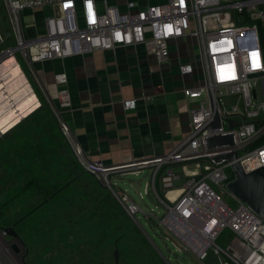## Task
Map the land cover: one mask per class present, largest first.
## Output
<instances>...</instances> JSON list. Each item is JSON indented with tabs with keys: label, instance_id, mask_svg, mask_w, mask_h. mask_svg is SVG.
Here are the masks:
<instances>
[{
	"label": "built area",
	"instance_id": "obj_1",
	"mask_svg": "<svg viewBox=\"0 0 264 264\" xmlns=\"http://www.w3.org/2000/svg\"><path fill=\"white\" fill-rule=\"evenodd\" d=\"M97 1L0 0L5 21L0 45L5 39L11 43L0 51V61L16 63L17 57L36 82L33 67L39 63L142 45L160 65L167 61L169 40L194 38L193 61L200 66L202 84L183 87L188 131L165 153L122 165L89 160L61 116L60 110L70 106L63 87L57 90V104L50 100L51 105L59 129L83 169L148 168L151 189L155 193L156 183L163 195H156L163 212L142 211L119 190L117 200L128 216L134 218L141 212L165 239L171 236L178 242L173 244L177 250L179 245L188 248L200 264H264V221L226 190L225 183L233 178L226 171L229 162L222 159L215 164L208 157L235 150L244 172L264 165V142L256 143L264 135V56L258 29L264 21V0H165L145 7L126 2L123 11L102 2L101 12ZM40 10L48 14L39 25L25 22V14ZM178 72L188 74L191 68L180 64ZM53 79L65 84L64 74H54ZM257 85L262 99L255 91ZM134 103V98L123 102L125 108ZM214 113L217 126H212ZM228 120L236 125L229 126ZM229 132L232 146L205 149L203 137ZM209 183L226 192L236 205L231 208ZM147 189L146 183L138 198ZM168 191L177 193L170 198ZM224 229L231 235L223 247L215 240Z\"/></svg>",
	"mask_w": 264,
	"mask_h": 264
},
{
	"label": "rangeland",
	"instance_id": "obj_2",
	"mask_svg": "<svg viewBox=\"0 0 264 264\" xmlns=\"http://www.w3.org/2000/svg\"><path fill=\"white\" fill-rule=\"evenodd\" d=\"M4 29L0 3L2 36ZM258 29L264 44V21ZM10 46L5 39L0 51ZM2 62L0 241L14 261L115 264L111 254L116 247V264H200L188 248L179 245L177 250L173 244L178 242L171 236L165 239L162 231L141 212L134 218L128 216L118 202L117 194L122 190L142 211L152 209L157 215L162 214L163 207L156 195H163L156 183L155 193L151 189L148 168L134 166L106 172L83 169L59 129L52 101L43 95L28 68L16 57L12 66L19 72L13 79V67ZM255 91L262 99L260 85ZM7 125L8 129L1 133ZM226 171L232 172L230 168ZM146 183L147 193L138 198ZM209 184L231 208L236 205L226 192ZM8 226L16 237L2 233L1 228ZM230 235L224 229L215 242L224 247ZM11 245L17 252H13Z\"/></svg>",
	"mask_w": 264,
	"mask_h": 264
},
{
	"label": "crops",
	"instance_id": "obj_3",
	"mask_svg": "<svg viewBox=\"0 0 264 264\" xmlns=\"http://www.w3.org/2000/svg\"><path fill=\"white\" fill-rule=\"evenodd\" d=\"M164 1L98 0L97 8L101 12L105 2L123 11L126 2L145 7ZM47 14L34 11L24 20L39 25ZM167 44V61L160 65L142 45L34 65L36 83L55 104L59 87L66 90L70 106L60 113L89 160L104 165L139 161L165 153L186 135L188 112L182 89L202 84L200 66L193 61L195 40L184 36ZM3 64L14 66L13 61ZM180 64H188L191 72L181 75ZM12 71L11 78H17L18 70ZM54 74H64L65 84H56ZM132 98L134 105L125 108L123 102Z\"/></svg>",
	"mask_w": 264,
	"mask_h": 264
},
{
	"label": "water",
	"instance_id": "obj_4",
	"mask_svg": "<svg viewBox=\"0 0 264 264\" xmlns=\"http://www.w3.org/2000/svg\"><path fill=\"white\" fill-rule=\"evenodd\" d=\"M14 63V62H13ZM18 70V68L16 67ZM29 89V88H28ZM212 126L218 125V118L214 113ZM229 126L236 125L235 121L228 120ZM9 125L1 129L4 132ZM205 149H211L219 146H232L234 144L232 132L203 137ZM235 150L208 156L215 164L225 159L229 162V168L232 171L233 178L225 183L226 190L246 204L257 216L264 221V165L257 167L249 172H244L235 158ZM3 234L10 237H16L13 229L8 227L1 228ZM13 252L17 248L11 245ZM111 257L114 263L117 262V248L112 251ZM0 264H17L12 258L7 248L0 241Z\"/></svg>",
	"mask_w": 264,
	"mask_h": 264
},
{
	"label": "trees",
	"instance_id": "obj_5",
	"mask_svg": "<svg viewBox=\"0 0 264 264\" xmlns=\"http://www.w3.org/2000/svg\"><path fill=\"white\" fill-rule=\"evenodd\" d=\"M264 12V9H263ZM261 37V46H262V52H263V56H264V44H263V37L262 34H260ZM264 142V135H261L260 137H258V139L256 140V143H262Z\"/></svg>",
	"mask_w": 264,
	"mask_h": 264
},
{
	"label": "bare ground",
	"instance_id": "obj_6",
	"mask_svg": "<svg viewBox=\"0 0 264 264\" xmlns=\"http://www.w3.org/2000/svg\"><path fill=\"white\" fill-rule=\"evenodd\" d=\"M2 61H3V60H2ZM2 61H0V62H2ZM7 61L10 62V61H12V59L5 60L4 62H7ZM4 62H2V63H4ZM14 72H15V71H14ZM18 72H19V71H18ZM16 88H17V87H16ZM6 91H7V90H6ZM25 95H26V94H25ZM25 100H26V99H25ZM12 110H13V109H12ZM30 111H31V110H30ZM14 112H15V111H14ZM14 112H13V113H14ZM27 113H28V112H27ZM13 115H15V114H13ZM18 121H19V120H18ZM3 128H4V127H3ZM7 129H8V128H7ZM7 129H6V130H7ZM1 133H2V132H1ZM176 193H177V192H175V191H168L167 194H166V196L172 198Z\"/></svg>",
	"mask_w": 264,
	"mask_h": 264
},
{
	"label": "flooded vegetation",
	"instance_id": "obj_7",
	"mask_svg": "<svg viewBox=\"0 0 264 264\" xmlns=\"http://www.w3.org/2000/svg\"><path fill=\"white\" fill-rule=\"evenodd\" d=\"M116 264V263H115Z\"/></svg>",
	"mask_w": 264,
	"mask_h": 264
}]
</instances>
